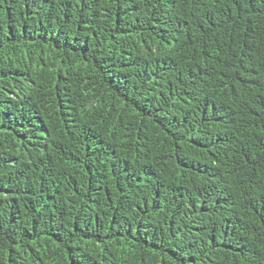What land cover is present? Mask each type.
<instances>
[{"label": "trees", "instance_id": "1", "mask_svg": "<svg viewBox=\"0 0 264 264\" xmlns=\"http://www.w3.org/2000/svg\"><path fill=\"white\" fill-rule=\"evenodd\" d=\"M0 264H264V0H0Z\"/></svg>", "mask_w": 264, "mask_h": 264}]
</instances>
